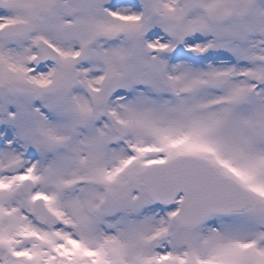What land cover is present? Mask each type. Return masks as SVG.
Here are the masks:
<instances>
[{
    "label": "snow or ice",
    "instance_id": "6c2138e0",
    "mask_svg": "<svg viewBox=\"0 0 264 264\" xmlns=\"http://www.w3.org/2000/svg\"><path fill=\"white\" fill-rule=\"evenodd\" d=\"M0 264H264V0H0Z\"/></svg>",
    "mask_w": 264,
    "mask_h": 264
}]
</instances>
